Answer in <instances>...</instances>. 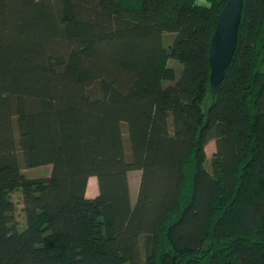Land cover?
<instances>
[{
	"label": "trees",
	"instance_id": "16d2710c",
	"mask_svg": "<svg viewBox=\"0 0 264 264\" xmlns=\"http://www.w3.org/2000/svg\"><path fill=\"white\" fill-rule=\"evenodd\" d=\"M204 1L0 0V264H264V0L215 89Z\"/></svg>",
	"mask_w": 264,
	"mask_h": 264
},
{
	"label": "water",
	"instance_id": "95a60500",
	"mask_svg": "<svg viewBox=\"0 0 264 264\" xmlns=\"http://www.w3.org/2000/svg\"><path fill=\"white\" fill-rule=\"evenodd\" d=\"M243 0H226L218 16L209 50L210 89H215L224 79L233 58L241 18Z\"/></svg>",
	"mask_w": 264,
	"mask_h": 264
},
{
	"label": "rangeland",
	"instance_id": "374dc122",
	"mask_svg": "<svg viewBox=\"0 0 264 264\" xmlns=\"http://www.w3.org/2000/svg\"><path fill=\"white\" fill-rule=\"evenodd\" d=\"M198 2V0H196ZM201 4L205 5L206 2L204 0H199ZM173 40V37L170 35H164L163 36V43L165 47H168V45L171 44ZM167 65L171 68H174L177 73L180 71L181 65L174 61L169 60L167 62ZM260 68H264V62H260L259 64ZM178 75V74H177ZM122 133H123V140H124V149L125 152L130 154V145H129V138L127 134V126L126 124H122ZM215 152V142L213 139H210L205 144V153H206V162H205V168L209 170L210 168V161L212 158L213 153ZM52 167L50 165L35 167V168H26L24 164L21 162V172L27 179H42L46 178L50 175ZM140 175V172H139ZM96 180V179H95ZM130 181V191H131V202L134 203L137 197V191H138V184L140 181V176L138 177V173H131L128 182ZM93 182V181H92ZM95 183V181H94ZM96 188H97V180H96ZM92 185H90V188ZM89 188V190H90ZM10 198L14 203L15 206V213H14V222L17 224V228L19 231H22L25 226V217L24 212L22 210L23 208V202H22V193L20 189H17L13 191L10 194ZM145 239L144 237L140 238V264L144 263V256H145Z\"/></svg>",
	"mask_w": 264,
	"mask_h": 264
},
{
	"label": "crops",
	"instance_id": "0c3cea01",
	"mask_svg": "<svg viewBox=\"0 0 264 264\" xmlns=\"http://www.w3.org/2000/svg\"><path fill=\"white\" fill-rule=\"evenodd\" d=\"M131 173H138V177L140 176L139 171L129 172L128 173V180H129ZM95 179H96V177H91L88 180L87 187H86V193H85V196L87 199H93L98 194V187L96 188V184H95L97 179L96 180ZM94 181H95V183H94ZM129 183H130V181H129ZM90 185H92L91 188H90ZM89 188H90V190H89ZM129 188H130V184H129ZM130 195H131V191H130Z\"/></svg>",
	"mask_w": 264,
	"mask_h": 264
}]
</instances>
